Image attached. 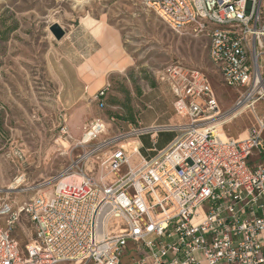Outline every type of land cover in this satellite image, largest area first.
<instances>
[{
  "label": "built area",
  "instance_id": "obj_1",
  "mask_svg": "<svg viewBox=\"0 0 264 264\" xmlns=\"http://www.w3.org/2000/svg\"><path fill=\"white\" fill-rule=\"evenodd\" d=\"M143 2L178 34L207 38L210 64L237 92L232 117L249 111L254 123L222 139L205 75L169 64L158 80L185 122L100 138L106 122L88 121L49 195L20 206L0 196V264H264V0ZM159 131L176 134L143 157L135 140L148 135L154 148ZM17 229L29 233L23 242Z\"/></svg>",
  "mask_w": 264,
  "mask_h": 264
},
{
  "label": "rangeland",
  "instance_id": "obj_2",
  "mask_svg": "<svg viewBox=\"0 0 264 264\" xmlns=\"http://www.w3.org/2000/svg\"><path fill=\"white\" fill-rule=\"evenodd\" d=\"M53 23L65 30L59 40L50 31ZM70 62L79 66L87 84L95 80L71 108L69 96L59 93L68 81L74 86ZM172 63L205 75L221 110L219 133L247 135L253 116L244 111L232 117L237 92L222 84L210 64L207 38L178 34L143 0H0V196L20 206L40 193L49 195L81 151L73 144L88 120L80 118L92 114L109 124L100 138L126 127L128 116L136 124L145 108L142 93L168 89L158 74ZM106 86L104 96L95 98ZM158 108L145 109L154 114ZM78 110L80 115H74ZM256 110L264 115V101ZM28 234L17 229L14 235L23 242Z\"/></svg>",
  "mask_w": 264,
  "mask_h": 264
},
{
  "label": "crops",
  "instance_id": "obj_3",
  "mask_svg": "<svg viewBox=\"0 0 264 264\" xmlns=\"http://www.w3.org/2000/svg\"><path fill=\"white\" fill-rule=\"evenodd\" d=\"M65 63L67 64L66 61H65ZM69 65H71V67L74 71V78H73L74 80L72 82L74 86H72L71 83H69V81H68V85L63 84L59 87V93L60 94H66L67 96H69L68 101H66V105L69 106V108H71L74 105H76V103L84 96V94L87 92L88 88L92 87L93 84H95V80H92L93 82L91 81L90 83L87 84L85 82L86 79L83 78V75L80 72L79 66L77 68V66H75L71 62L69 63ZM129 66H130V64H126L125 68H127ZM93 69L94 68H91V70H93ZM101 72L102 71L100 69L96 70V74L97 73L100 74ZM102 77L106 78V74H104ZM96 90H97V88L93 92L95 93ZM72 95L74 97H71ZM164 95L169 97L168 100H166V102L162 100V97ZM140 100L144 104L145 108H147V107H154L155 108L157 105L159 106V108L155 109L154 114L146 112L147 110L145 108L141 109V111L139 113V118L136 120V123L139 122L143 126H149V125H153V124L154 125L155 124H157V125H178V124H182L185 122L181 118H179V116H177L174 113L173 108H172L173 95L171 94V92L166 87L148 88V92L142 93ZM80 112H81V110H78V112L74 113V115L78 116V114L80 115ZM97 118L98 117H92V114H91L89 116H84V118H80V121L85 122L86 120L90 121L92 119H97ZM98 119H102V118H98ZM112 119H114V118L112 117ZM133 124H135V123H130V120L127 119V126L126 127L121 126L120 129H117V132L125 131V128L128 129L130 127V125H133ZM108 125L109 124H107V128H108ZM114 133H116V132H114ZM169 133L170 134L173 133V135L170 137V135H168ZM175 134H176L175 131H159L156 134V144H155L154 148H153L152 144H150V145L145 144L147 141H150L149 140L150 138L148 135H142V136L138 137L135 141H137L139 146H140V148H139L140 154L143 157H149V156H152L156 150H160V149L164 148L173 139ZM240 137H237V138H240ZM135 161L136 160H134L133 162H135Z\"/></svg>",
  "mask_w": 264,
  "mask_h": 264
},
{
  "label": "water",
  "instance_id": "obj_4",
  "mask_svg": "<svg viewBox=\"0 0 264 264\" xmlns=\"http://www.w3.org/2000/svg\"><path fill=\"white\" fill-rule=\"evenodd\" d=\"M50 31L57 40L61 39L65 34L64 28H62V26H60L58 23L51 24Z\"/></svg>",
  "mask_w": 264,
  "mask_h": 264
},
{
  "label": "bare ground",
  "instance_id": "obj_5",
  "mask_svg": "<svg viewBox=\"0 0 264 264\" xmlns=\"http://www.w3.org/2000/svg\"><path fill=\"white\" fill-rule=\"evenodd\" d=\"M228 119H229V118H228ZM216 126L218 127V131H219L221 125L217 123ZM220 130H221V129H220ZM219 135L222 137V139H225V136H224L223 133H219ZM242 137H243V136H241V138H242ZM136 146H137L136 143H134V144H133V148H134V150H135ZM136 155H137V153H135V152L133 151V154L131 155L130 160H131V159H134V160L137 161L138 156L136 157ZM10 188H17V187H10Z\"/></svg>",
  "mask_w": 264,
  "mask_h": 264
},
{
  "label": "trees",
  "instance_id": "obj_6",
  "mask_svg": "<svg viewBox=\"0 0 264 264\" xmlns=\"http://www.w3.org/2000/svg\"><path fill=\"white\" fill-rule=\"evenodd\" d=\"M114 115H115V114H114ZM127 119L131 120L130 122L133 121V117L128 116Z\"/></svg>",
  "mask_w": 264,
  "mask_h": 264
}]
</instances>
